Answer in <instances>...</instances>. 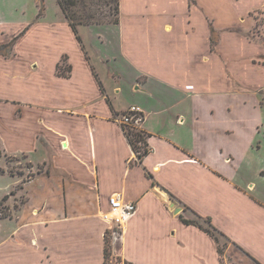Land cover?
<instances>
[{
    "label": "crops",
    "instance_id": "crops-1",
    "mask_svg": "<svg viewBox=\"0 0 264 264\" xmlns=\"http://www.w3.org/2000/svg\"><path fill=\"white\" fill-rule=\"evenodd\" d=\"M6 1L0 0V22ZM132 1L125 11L120 0L119 24L99 26L115 41L107 44L111 52L94 58L86 44H79L77 59L61 53L48 88L37 82L33 104L0 100L16 105L15 117L22 123L31 114L38 141L32 151L45 148L47 154L35 163L33 152L8 153L0 143L3 151L26 155L35 168L42 165L44 171H35L32 180L50 183L49 189L44 184L39 190L49 193L43 203L31 208L28 218L18 220L16 229L2 239L0 264H104L108 224L102 212L115 193L138 203V213L119 241L120 254L133 264H141V259L143 264H220L213 237L182 222L181 216L191 219L194 213L210 218L218 230L264 264V170L253 174L248 170V144L229 135L215 108L203 100L204 70L192 68L198 63L195 55L201 53V45L191 44L195 32L198 36L193 23L197 14L185 12L177 23V4L172 1ZM63 57L71 67L67 78L57 73ZM0 60L11 65L20 57L0 56ZM36 69L34 65L32 70ZM220 71H226L222 64ZM124 82L132 93L143 96L125 108L116 100ZM156 87L172 94L173 100L176 95L190 101L182 113H173L169 131L162 114L171 113V106L159 104L157 110L150 104L156 90L151 88ZM48 94L51 100L43 97ZM134 106L144 115L141 129L149 136L151 152L142 164L131 166L136 154L120 120ZM183 111L188 114L185 119ZM21 130L19 136L27 138ZM55 194L63 199L55 200ZM24 196L26 202L17 210L29 202L30 197ZM172 201L180 213L175 211L179 207H171ZM16 237L17 250L5 251Z\"/></svg>",
    "mask_w": 264,
    "mask_h": 264
},
{
    "label": "rangeland",
    "instance_id": "rangeland-1",
    "mask_svg": "<svg viewBox=\"0 0 264 264\" xmlns=\"http://www.w3.org/2000/svg\"><path fill=\"white\" fill-rule=\"evenodd\" d=\"M166 1L177 4L174 5L175 10L178 11L177 23L184 20L185 12L189 15L197 14L193 23L197 27L198 36L195 32L191 44L201 45V53L195 55L198 63L192 68L204 70L201 75L202 84H206L204 88L206 95L203 100L208 101V104L215 108L218 121L225 122L229 128L227 129L229 135L248 144L246 156L248 170L251 169L252 174L264 170V0ZM6 2L7 9L0 22V56L7 59L19 56L20 61L8 65V62L0 60V100L10 99L33 104L37 100L35 96L37 82L41 81L42 85L46 83L47 88L49 87L55 62L61 53L66 52L77 59L79 44H86L91 56L100 58L108 51L111 52L107 44H115L110 33L99 31L100 25L78 27V36L81 39L79 41L73 30L69 28L58 0H7ZM132 5V0H124L125 11L130 10ZM124 19H127L125 13ZM28 25H32L30 29ZM181 25L185 26L184 23ZM220 64L226 70L224 74L220 71ZM34 65L38 66V69L32 70ZM60 66L61 72L69 68L67 57L62 58ZM11 76L15 78L11 79ZM210 78L214 79L209 80ZM212 81V84H208ZM122 89V94L116 98L120 107H130L137 98H143L142 95L131 92L128 82L123 83ZM151 89H156L153 91L155 97L150 100L154 109L160 110L162 105L159 104L171 106V113L164 116L162 114L164 129L169 131L174 122L173 113H182L181 111L190 105V101H181L176 95L173 100V95L160 87ZM222 96H225L224 99H220ZM43 97L47 100L52 99L49 94ZM25 111L26 109L23 111L24 114ZM16 112L15 104L0 103V143L8 153L33 152V161L38 163L46 158L47 153L45 148L38 153L32 151L38 142L33 134L32 116L25 115L22 123L15 117ZM183 113L185 119L188 114L185 116L186 112ZM20 127L27 138L22 133L19 136ZM132 132L141 134L142 141L136 145L144 148L143 141H147L146 132L142 131L141 127L138 130L132 129ZM2 146L0 145V245L2 239L10 236L20 224L19 221L28 218L31 208L43 203V196L49 195L46 189H49L50 184L43 180L38 182V179L32 180L35 171L40 169L44 171L42 165L35 168L26 155H8L3 151ZM24 183L26 188L22 193ZM44 184L46 191L39 193ZM24 193L28 198L30 197V200L21 210H17L26 202ZM5 197L8 199L6 200ZM54 197L55 200L63 199L60 194H55ZM173 202L175 207L180 208L175 201ZM6 215L14 219H6ZM182 218L184 217L181 216V220ZM196 219V215L192 214L189 220ZM202 219L200 222L207 227L210 218L202 217ZM213 227L216 228L214 225ZM220 233L222 235H217L218 240L213 238L218 245L220 264H261L226 234L221 231ZM20 238L23 240L22 236ZM106 241L110 246V253L104 264L106 261L107 264H133L120 254V239L113 242L110 237H105ZM17 243L18 237L10 242L9 249L5 247V251H16ZM230 248L232 251L226 254L227 249ZM220 249L222 253L219 252ZM11 263L17 264L16 261Z\"/></svg>",
    "mask_w": 264,
    "mask_h": 264
},
{
    "label": "trees",
    "instance_id": "trees-1",
    "mask_svg": "<svg viewBox=\"0 0 264 264\" xmlns=\"http://www.w3.org/2000/svg\"><path fill=\"white\" fill-rule=\"evenodd\" d=\"M59 5L65 18L73 30L74 34L77 36L78 40L81 41L78 36V27L80 26H94V25H105L114 24L117 25L120 22V0H58ZM60 63L57 66V73L60 77H69L71 73V67H69L65 72H61ZM125 134L136 154V159L130 162V165L142 164L143 159L148 156L151 152L148 141H143L144 148L136 145V143L141 142V134H134L133 130H138L130 126H123ZM147 140L149 138L148 134ZM150 177H153L150 175ZM7 200L8 198L5 197ZM196 220H189L182 218V221L186 225H193L199 227L210 236L218 240L217 235H222L219 230L213 227L211 220L208 219V226H204L200 221L203 220L202 217L196 214ZM11 216L6 215L5 218H10ZM110 246L108 242H105V259L108 258L110 253ZM222 253V250H219ZM107 264V261H106ZM131 264V263H129Z\"/></svg>",
    "mask_w": 264,
    "mask_h": 264
},
{
    "label": "built area",
    "instance_id": "built-area-1",
    "mask_svg": "<svg viewBox=\"0 0 264 264\" xmlns=\"http://www.w3.org/2000/svg\"><path fill=\"white\" fill-rule=\"evenodd\" d=\"M144 115L139 107H131L120 120L123 126L139 129L144 122ZM138 203L128 201L122 193H115L108 198V209L102 212V219L108 224L106 237L115 242L121 239L127 224L137 215Z\"/></svg>",
    "mask_w": 264,
    "mask_h": 264
},
{
    "label": "water",
    "instance_id": "water-1",
    "mask_svg": "<svg viewBox=\"0 0 264 264\" xmlns=\"http://www.w3.org/2000/svg\"><path fill=\"white\" fill-rule=\"evenodd\" d=\"M139 90H140V88H138V91H139ZM171 207H172V208H175V203H174L173 201H172V203H171ZM175 211H176V214H178V213L181 212V209H180V208H178V209L176 208Z\"/></svg>",
    "mask_w": 264,
    "mask_h": 264
}]
</instances>
